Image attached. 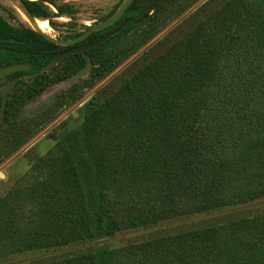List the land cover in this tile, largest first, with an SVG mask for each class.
Listing matches in <instances>:
<instances>
[{"label":"trees","instance_id":"16d2710c","mask_svg":"<svg viewBox=\"0 0 264 264\" xmlns=\"http://www.w3.org/2000/svg\"><path fill=\"white\" fill-rule=\"evenodd\" d=\"M50 1L22 0L34 18L53 25L52 17L69 13L53 4L56 13L50 12L45 5ZM159 1L134 0L115 24L69 47L0 15V69L28 66L6 78L19 80L0 125V164L52 122L60 108L77 101L84 88L91 89L146 45L161 29L172 0L146 26L127 24L86 50L92 64L87 78L31 115L25 113L29 104L86 61L76 52L46 74L25 77L62 52L96 41L124 19L147 16ZM154 49L157 53L144 55L132 73L97 90L79 110V128L51 134L52 149L33 159L0 196V258L101 240L264 198V0H224L210 10L200 6ZM40 264H264V214L120 247L97 246Z\"/></svg>","mask_w":264,"mask_h":264},{"label":"rangeland","instance_id":"374dc122","mask_svg":"<svg viewBox=\"0 0 264 264\" xmlns=\"http://www.w3.org/2000/svg\"><path fill=\"white\" fill-rule=\"evenodd\" d=\"M119 1L120 0H51V4L45 3L50 12L56 13V9L53 6L55 5L67 11L69 15H63L58 18L52 17L51 22L53 25L45 20L50 29L48 35L54 39H61L67 35L83 32L86 27L98 23ZM223 1L224 0H172L162 13L161 22L163 25L161 29L146 45L122 61L116 69L96 83L91 89L84 88L77 101L65 104L58 110L52 122L42 127L16 153L3 160L0 164V196L7 191L16 179L25 173L33 159L52 149L55 141L51 137V134L56 135L57 132L63 128H79L81 124L79 110L97 90L104 87L114 77L120 74L129 75L132 73L135 67L140 64L138 61L148 52L151 51L148 57L155 55L157 53V50L154 49L156 44L173 30L178 29V27L183 24L184 20L200 6L206 5L207 9L210 10L219 7ZM179 11L180 13H178ZM0 15L7 22L15 26L20 22L29 24L23 11L20 10L14 2L12 4L9 0H0ZM117 60L119 59L117 58ZM136 62L138 63L136 64ZM89 73L83 79L87 78ZM1 82L2 81H0V83ZM69 86L70 84L66 80L49 86L34 102L27 106L25 110L26 115H31L55 101L57 95ZM261 214H264V198L248 204L222 208L210 213L173 220L153 227L125 231L101 240L3 257L0 258V264H40L82 253L94 249L97 246H106L110 248L120 247L133 242L145 241L160 235L173 234L187 229L219 225L235 219Z\"/></svg>","mask_w":264,"mask_h":264},{"label":"water","instance_id":"95a60500","mask_svg":"<svg viewBox=\"0 0 264 264\" xmlns=\"http://www.w3.org/2000/svg\"><path fill=\"white\" fill-rule=\"evenodd\" d=\"M9 1H11L12 4H13V2H18V4L20 5L21 9L23 10L24 16L26 17V19L28 21L33 22L34 20H37L27 10V8L23 4L22 0H9ZM133 1L134 0H123L121 5L119 6V8L116 10V12L111 17H109L108 19H106L104 21H101V22H98V23H94V24L88 26V29L86 31H84L80 36H78L77 38H74L72 40L54 39V38L50 37L49 35H45L43 33H40L39 31L35 30L34 28H32L30 26L29 27L33 31H35L38 34L42 35L48 41L54 43L55 45L61 46V47H69V46L75 45V44L85 40L89 35H91V34H93L95 32L107 29L110 26H112L113 24H115L123 16V14L130 7V5L132 4ZM169 1L170 0H160L154 6H152L151 8L146 10L147 16H145V17H143V18H141L139 20H135V19H132V18L124 19L119 24V26H117L114 29H111V30L107 31L105 34H103L96 41L88 43V44L83 45V46H81L79 48H76V49H70V50L62 52L61 54L56 56L48 65L43 67L37 74L29 75V76H27V78H31L33 76L37 77V76L46 74L51 69H53L66 56H68L70 54H73V53H76V52H80L83 55V57L85 58L86 64L80 71H78L77 73L73 74L70 78H68L66 80L70 85L76 83L77 81L83 79L90 72V70L92 68V64H91L90 58L86 55V50L101 45L108 38H110V37L116 35L117 33H119L127 24L140 25V27L146 26L148 23H150V21L153 18V16L164 5H166ZM27 68H28V66H24V65H21V64H16V65H12V66H8V67H5V68H2V69H0V79L6 77L8 75H11V74H13V73H15L17 71L26 70ZM16 81H17V79L12 80V81H10V82H8V83H6V84H4L3 86L0 87V93H2V101H1V106H0V125H1L2 119H3L4 114H5V109H6V104H7V98H8L9 91L11 90L13 85L16 83Z\"/></svg>","mask_w":264,"mask_h":264},{"label":"bare ground","instance_id":"6f19581e","mask_svg":"<svg viewBox=\"0 0 264 264\" xmlns=\"http://www.w3.org/2000/svg\"><path fill=\"white\" fill-rule=\"evenodd\" d=\"M14 4L20 9V5L18 4V2H14ZM23 11V10H22ZM29 25L34 28L35 30L39 31L40 33H43L45 35L49 34V27H48V23L46 21H41V20H34L33 22L29 21Z\"/></svg>","mask_w":264,"mask_h":264},{"label":"flooded vegetation","instance_id":"af4514ba","mask_svg":"<svg viewBox=\"0 0 264 264\" xmlns=\"http://www.w3.org/2000/svg\"><path fill=\"white\" fill-rule=\"evenodd\" d=\"M67 51V50H66ZM22 65V64H21ZM24 66H26V65H24ZM8 67V66H7ZM5 68V67H4ZM2 69V68H1ZM28 69V68H27ZM26 69V70H27ZM21 71H23V70H21ZM17 72H19V71H17ZM16 73V72H15ZM37 74V73H36ZM34 75V74H33ZM8 76H10V75H8ZM8 76H6V77H4V78H2V79H0V81H2L1 83H0V87L1 86H3L4 84H6V83H8V82H10V81H12V80H10V81H7L6 80V78L8 77ZM29 76V75H28ZM34 77V76H33ZM32 78V77H31ZM17 79V81L19 80V78H16ZM25 79H30V78H27V76L25 77ZM13 80H15V79H13ZM16 81V82H17ZM12 89V88H11ZM11 91V90H10ZM10 91H9V93H10ZM8 96H9V94H8ZM0 98H1V101H2V93H0ZM7 101H8V98H7ZM7 105V104H6ZM0 106H1V104H0Z\"/></svg>","mask_w":264,"mask_h":264}]
</instances>
